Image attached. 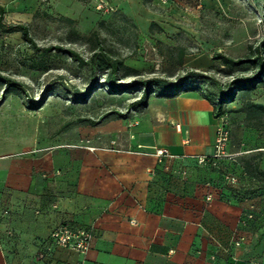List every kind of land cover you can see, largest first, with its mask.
Here are the masks:
<instances>
[{"label": "crops", "instance_id": "0c3cea01", "mask_svg": "<svg viewBox=\"0 0 264 264\" xmlns=\"http://www.w3.org/2000/svg\"><path fill=\"white\" fill-rule=\"evenodd\" d=\"M183 64L208 69L215 59L203 52ZM220 93L189 82L106 120L81 143L1 153L0 264H264V188L236 198L210 165ZM244 96L227 105L233 121L247 118ZM249 96L264 105V87ZM258 136L248 152L264 171ZM251 204L257 217L243 225ZM64 223L94 230L86 255L52 241Z\"/></svg>", "mask_w": 264, "mask_h": 264}, {"label": "rangeland", "instance_id": "374dc122", "mask_svg": "<svg viewBox=\"0 0 264 264\" xmlns=\"http://www.w3.org/2000/svg\"><path fill=\"white\" fill-rule=\"evenodd\" d=\"M0 4L6 11L2 22L28 25L41 48L26 42L20 32L0 28V154L81 143L106 120L128 114L129 105L148 83L158 92L183 81L226 91L233 79L256 73L257 66L248 62L224 67L215 59L214 66L202 69L184 65V57L220 52L246 58L250 47L254 50L264 39V0H0ZM95 32L100 44L93 38ZM99 45L136 72L122 70L109 78V70L80 64L58 50H43L60 46L89 61ZM109 79L135 86L115 93ZM247 98L243 107L254 103ZM226 114L230 139L224 156L213 164L218 171L227 170L225 175L238 177L255 162L256 153L248 151L257 135L264 136V111L252 120L233 121ZM240 185L244 184L238 177L234 187Z\"/></svg>", "mask_w": 264, "mask_h": 264}, {"label": "trees", "instance_id": "16d2710c", "mask_svg": "<svg viewBox=\"0 0 264 264\" xmlns=\"http://www.w3.org/2000/svg\"><path fill=\"white\" fill-rule=\"evenodd\" d=\"M5 12L6 11L4 5L0 4V28L5 30L6 32H20L26 42L32 44L34 48L41 50V48L37 46L33 36L31 35L30 28L28 25L22 23L6 25L5 23L2 22L5 16ZM154 24L155 23H152V26ZM93 36H94L93 38L96 39V42L100 44L98 33L95 32ZM53 49L68 54L70 57L79 61L80 64H91L93 69H99L105 71L109 70V74H108L109 78L113 75H118L122 70H125L129 74L136 72L135 69L125 65L122 59L114 57L110 52L106 50L105 47L101 45H99L97 49L95 48L93 50L89 61L80 57V55L75 51L65 49L60 46L49 47L43 50L50 51ZM250 53L251 54L249 55V57L246 58H234L220 52L214 54V59L222 61V65L224 67L239 66L246 64L248 62L253 63L254 65L257 66L256 73L233 79L229 83V87L226 89V91H222L220 93V98L216 106L217 107L216 111L218 116L225 115L226 113H228L229 109L227 108V105L231 102H234L236 98L241 94L245 95L247 98L251 90L258 89L264 86V39L259 42V44L255 47L254 50H252V47H250ZM193 78L194 75L192 77H188L189 79L188 81L192 80ZM187 84L188 83L185 84L184 81L178 84H172L165 87L162 91L159 92L153 90L150 83L145 84L142 94L133 102H131L129 106L131 107L132 110L146 107L152 95L157 93L165 94L171 91L177 93L180 90H182L185 86H187ZM9 85H13V83L10 82ZM108 86L115 93H118L120 91H126L133 88L135 86V83L129 85H122V84L119 85L115 82L114 79H109ZM243 110L246 111L247 113V119L252 120L253 118H256L258 115H260V112L264 111V105L251 103L246 105V107H243ZM210 165L213 169L218 171V167L214 166L213 161H211ZM218 172L222 173V179H220L221 183L219 186L222 189L231 191V194L236 198H241V197L249 198L247 196L252 197L256 194V191L258 189L264 188V171H260L258 169L256 162H254L253 164L252 163L247 164V166L242 170V173L238 175L240 182L244 184V185H240L239 187H234L224 181L223 175H225L227 170L221 169ZM256 217H257V213L254 219L247 221L246 225H248L251 221H254Z\"/></svg>", "mask_w": 264, "mask_h": 264}, {"label": "built area", "instance_id": "2783aa9c", "mask_svg": "<svg viewBox=\"0 0 264 264\" xmlns=\"http://www.w3.org/2000/svg\"><path fill=\"white\" fill-rule=\"evenodd\" d=\"M220 124L218 126L217 139L215 144V153L212 157L213 163L216 162L221 156H224L225 150L227 149L228 142L230 139V131L228 128L227 115L220 116ZM168 149H159L157 155L163 157L169 155ZM200 163H206L207 159L200 157ZM225 179L229 185L235 186L238 182V177L234 174L227 173ZM211 199V196L208 197ZM7 213V211H5ZM257 213V208L255 204H251L244 208L240 223L243 225L247 224V221L254 219ZM94 237V230L90 228H74L68 223L59 225L51 234L52 241L59 247L69 249L71 251L77 252L81 255H86L92 244V239ZM243 238L238 237L235 240L237 246L241 245ZM45 258V253L40 252L39 259ZM80 264V263H79ZM83 264V263H81Z\"/></svg>", "mask_w": 264, "mask_h": 264}]
</instances>
